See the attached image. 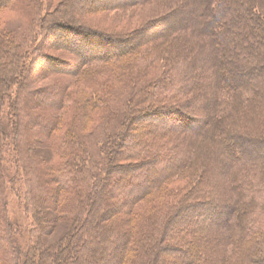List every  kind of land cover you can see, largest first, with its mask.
<instances>
[{"label":"trees","instance_id":"trees-1","mask_svg":"<svg viewBox=\"0 0 264 264\" xmlns=\"http://www.w3.org/2000/svg\"><path fill=\"white\" fill-rule=\"evenodd\" d=\"M75 1L77 0H71L68 4L72 13L77 11ZM148 1L137 0L128 4L134 6ZM122 2L124 1L119 0L118 3L105 5V8L112 10L129 6ZM204 2L202 9H198L199 0L182 1L170 14L176 25L169 29L172 36L184 38L186 35L189 39L197 40L202 48V52L197 53L193 62L189 63V75L191 71L199 69L200 64L204 68L205 65L210 68L214 103L206 101L199 106L206 116L200 127L188 129L181 126L180 121L177 124L173 122V127L160 130L167 137L158 134V140L151 138L147 142H132L135 146L123 152L133 154L132 159L136 160L128 167L123 164L125 158L118 148L123 141L130 140L127 133L132 130L130 126L137 119L141 120L151 114L154 121L159 120L158 117L155 118L157 114L166 115V118L171 113L177 115L176 111L163 110L166 107L158 112L153 111L155 113L139 108L138 111L125 115L124 119L126 118L129 127L126 132L112 135L114 128L111 125L103 133L93 136V146H90L93 147L91 151L94 157L91 156L95 161H92L93 169L91 162L84 164L88 154L85 147L88 144L86 134L81 135L84 138H79L76 144L81 148H74L72 142L63 144L60 136L56 137L61 133H56L50 142L56 159L51 166L54 175L43 179L46 170L33 166L27 156L28 141L23 140V124L28 122V127L43 129V139L48 140V136H53L57 130L56 126L62 124L60 114L57 117L49 116L48 113L62 109L64 103L74 106L71 94L65 95L62 90H56L55 86L39 90L31 84L27 91L29 97L22 99L21 106L18 105L16 110L12 108L15 117H19L20 121L12 122L17 134L11 128L8 129V123L4 124L0 120V264H28L25 258L30 257L29 252L33 245L27 244L28 250L25 254L19 252L17 234L14 233L16 230L5 215L4 190L8 169L2 166L1 159L3 150L10 148V140L12 146L16 140L21 141L17 153L23 161L22 167L24 166L22 173H25L27 186L25 199L27 204L33 206L35 215L42 212V208L49 204L48 197L52 196L51 205L55 212H76L73 213V219L80 224L76 233H73L77 234L73 239L74 244L70 248L67 246L69 250L65 246L49 248L51 256L48 260L45 256L42 258L45 264H157V259L162 260L160 255L166 250V244L174 237L181 246L169 247L177 262L165 264H197L205 256L207 264H264V152L260 151L264 150V0ZM101 4L103 6V2ZM52 24L48 27L41 24L39 34L35 33L33 40H38V35L42 42ZM22 26L21 24L18 30L9 28L11 30L5 33L16 36L17 31H22ZM31 34L27 33L28 36ZM12 42L13 45L9 42L6 44V50L9 46L10 57L19 60L16 55H19L20 45L25 42ZM40 45L41 43H36L29 49L32 50V59L36 54L42 53ZM113 47L110 54L106 53V57L98 54L103 57L94 60L95 65L112 66L111 62L122 59L129 50L139 49L138 46L126 47L120 40ZM118 63H115V67L112 66L113 69H116ZM19 64L17 62L18 67ZM22 67V72L28 69L27 65H20V69ZM67 75L73 74L70 72ZM179 83L144 84L143 87L141 84L133 85L135 88L139 86L137 89L143 91V102H153L156 99L181 98L189 93L192 86L187 87L182 79ZM116 86L111 84L108 89L112 90ZM84 102L76 101L79 105L87 106L88 101ZM2 104L3 99L0 98V109ZM47 104L53 105L51 109L47 110L45 107L43 112L28 119L31 107L39 108ZM64 107L70 108L66 105ZM104 111L106 113L107 109ZM121 118L122 120L117 119L119 123L123 122V116ZM107 121L108 119L104 121L106 125ZM127 125H122L123 129ZM19 129L22 133H18ZM110 135L116 137V141L112 142L114 146L107 157V153L102 154L99 142L109 140ZM13 137L15 138L12 139ZM23 150L26 153L22 154ZM33 160L36 161L34 163L39 161L35 158ZM208 176H212L213 181L210 182ZM173 177L184 179L187 188L183 191L188 189L185 199L181 198L182 190L168 186V181ZM202 182L207 185L209 183L208 189L205 188L206 200L201 199L203 196L200 195L205 192L201 191L204 188L201 187ZM49 185H53L54 189L51 190ZM103 193L114 201L104 200ZM216 194L217 198H210ZM196 196L200 197L196 200ZM98 208L100 223L110 222L118 216L120 220L117 222L122 227L114 229L109 235L107 229H97V222L93 227L89 225ZM205 215L210 223L199 219ZM195 225L199 226V233L206 229L218 231L219 237L213 242L212 252L201 253L193 241L188 240L187 236L197 229ZM91 228L93 232L87 234V229ZM221 231L224 233L222 238ZM37 241L35 238L34 243ZM77 242L79 247L76 248ZM153 247L156 250L154 255L147 253ZM228 248L233 251L225 250ZM18 259L21 261L18 262ZM31 261L35 264L37 256Z\"/></svg>","mask_w":264,"mask_h":264},{"label":"rangeland","instance_id":"rangeland-1","mask_svg":"<svg viewBox=\"0 0 264 264\" xmlns=\"http://www.w3.org/2000/svg\"><path fill=\"white\" fill-rule=\"evenodd\" d=\"M11 1L0 0V98L3 99L0 109V120L4 124L8 123V129L10 130L11 128L12 132H15L12 122L16 121L19 123L20 121L19 117H15L12 108L16 110L18 105L21 106L22 99L26 100L27 96L29 97L27 91L31 84L39 90L55 86L56 90L57 88L58 90H62L65 95L71 94L74 100L75 107L71 103H64L63 108L61 107L62 109L57 110L55 113L52 111L48 113L49 116L57 117L60 114L62 118V124L56 126L55 129L57 130L53 136H48V140L43 139V129L28 127V122L23 124L22 129L23 132L25 131L23 140L28 141L26 146L27 156L33 166L46 170L45 176L42 177L43 179L54 175L51 166L56 162V159L53 156L50 142L56 133H61L56 137L59 138L60 136V139L64 142L63 144L67 145L72 142L74 148H81L76 144L79 142L78 139L86 134L88 144L85 147L88 149V154H86L87 157L84 159V164L91 162L90 166L93 169L92 161L94 160L91 151L93 147H90L93 146V136L103 133L111 125L114 128L111 132L112 135L115 134L117 136L121 132H126L125 130H128L129 127L127 120H125L126 118L124 119L125 115L138 111L139 108L148 109L152 113L158 112L162 107H166L163 110L170 109L171 112L176 111L177 115H174V113L168 114L169 118H166V115L157 114L155 118L158 117L159 120L154 121L150 117L152 116L151 114L141 120L137 119L131 126L129 125L132 128V130L127 132L130 140L123 141L119 145L120 148H118L121 154H123V158H125L123 164L129 167L136 160L132 159L133 154L128 151L125 154L123 152L127 148L135 146L132 142L139 140V142H147L151 138L158 140L159 136L157 135H163L160 130L162 128L173 127V122L177 124L180 121V125L188 129L197 128L203 123L206 116L199 106L206 101L214 103L211 93L212 75L209 71L210 68H207L206 65L204 68L200 64V68L193 72L191 71L189 75V63L193 62L197 53L202 52L200 51L202 48L199 46L197 40L189 39L186 35L184 38L174 37L172 36V32L170 33L171 27L176 25L173 19L170 18V14L185 0H149L146 3L142 2L134 6L128 3L132 1L136 2L137 0H121L129 6L112 10L106 9L105 5L118 3L119 0H81V3L77 0L74 3L77 11L74 10L73 13L68 8L69 1L71 0H13L12 3ZM199 1L200 5L198 9H202L201 7L204 6L205 2L204 0ZM101 2H103V6ZM174 2H178V4L176 5ZM21 24L23 25L22 31L20 33L17 31L16 36H9L5 33L11 29L18 30ZM41 24L45 27H48L50 24L52 26L42 42L38 35H36L38 40L34 41L33 36L35 33L39 34L38 29L41 30ZM29 32L30 34L32 32V34L28 36L27 33ZM12 40L15 43L25 42L24 45H20L19 55H16L19 60H14L10 57L9 46L6 50L8 42L13 45ZM117 40H120L121 44L126 47L130 46L132 48L133 46H138L139 49L133 48L134 50H129L128 47V54H125L118 61L111 62L114 67L115 63L119 62L116 65V69H113L109 63V65H95L94 60L96 61L99 57H103L101 55L98 56V54L106 57V53L111 52V48ZM36 43H41L40 52L42 53L36 54L34 59H32V50L29 51V49ZM17 62H20L19 67L17 66ZM135 63L137 66H135ZM22 64L27 65L28 69H25V72H22L24 67L20 69V65ZM133 66L135 67L133 68ZM70 72L73 75L68 76L67 73L69 74ZM26 73L29 74L26 75ZM181 79L186 82L187 87L192 86L189 93L181 98H163L162 100H153V102H143L141 98L143 91L137 89L139 86L135 88L133 85L141 84V87L144 84L179 85V80ZM111 84L114 86L118 85L114 89L109 90L108 88L111 87ZM163 88V90H166V87ZM19 92H23L24 94L21 95ZM76 101H88L86 103L87 106H83V104L79 105ZM47 105L40 106L39 108L31 107L28 119L30 120L34 115L43 112L46 109L45 107L49 110L53 106L52 104ZM65 105L70 108L64 107ZM105 109H107L106 113ZM24 113L26 115V112ZM122 116L123 122L119 123L117 119L122 120ZM107 119L106 125L104 121ZM103 123L105 124L104 126ZM122 125H127V127L123 129ZM19 131L18 133H22L21 129ZM163 136L167 137L166 135ZM17 141L13 144V146L16 144V147L12 146V140L9 141L10 148L3 150L1 159L2 166L8 169V179H6L4 190L6 202L5 215L7 216V221L11 222L16 230L14 233L17 234L16 239L19 252L25 254L28 250L27 244L34 245H32L29 252L34 256L30 255V257L25 258V261L28 260V264H33L32 261H35V259L32 261L31 259L37 256L35 264H45L42 258L45 256V259L48 260V257L51 256L49 248H58L59 246L63 248L65 246L66 249L74 244L73 239L77 237V234L74 235L73 233H76L75 231H77L76 229L80 224H77L73 219L75 217L73 213L76 212L68 211L66 214L56 213L54 207L51 205L52 196L48 197L49 204L45 208H42V212L35 215L33 206L29 203L27 204L25 199V189L27 186L25 173H22L24 166L22 167L23 161L17 153L21 141ZM25 141H22V144ZM114 141H116V137L110 135L109 140L99 142L103 155L107 153L106 156H110L108 152L112 150L114 146L112 142ZM115 148L117 150V147ZM260 151L264 152L263 149ZM24 153H26V150L22 151V154ZM32 157L39 159V161L34 163L35 160ZM208 179H210V182L211 180L213 181L212 176ZM168 183H170L168 186L173 187V189L175 188V190L179 189L183 191L187 188L184 179L180 177H173ZM208 185L202 182L201 187L204 188L201 191L205 192L200 193L203 196L201 199H205V195L207 194L205 188L208 189ZM49 188L51 190L54 189L53 185H49ZM187 192L188 189L181 193L182 199L186 198L184 196H186ZM217 195H213L210 198L215 199L218 197ZM197 197L200 196H196V200L198 199ZM222 197L221 195V199ZM104 200L108 202L114 201L113 199L111 201L106 193L104 194ZM96 212L92 215L89 222V225L92 227L97 222V229L105 228L109 231V235L112 234L114 229L122 227L117 222L120 220V218H117L118 216H115L114 220L110 222L103 221V223H100L99 208ZM199 219L210 223L206 215ZM194 227L197 229L187 236L188 240L193 241L201 253L212 252V248H214L213 242L215 238L219 237L218 231L206 229L199 233V226L195 225ZM92 232V228L90 230L87 229V234ZM223 234L221 231V238ZM35 238L38 239L37 243H34ZM175 240V237L174 239L170 238L166 244L168 245L165 247L166 250L160 255L162 260L159 261L157 259V264L177 262L169 247L177 248L181 246ZM70 241H72L71 244H69ZM75 246L76 248L79 247L78 242ZM154 248L148 249L147 253L154 255L156 251ZM225 250L228 252L233 251L232 248ZM69 259L73 260L71 257ZM20 261L18 259V262ZM207 261V257L205 256L197 264H207ZM68 262L70 263V260Z\"/></svg>","mask_w":264,"mask_h":264}]
</instances>
